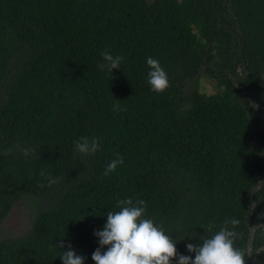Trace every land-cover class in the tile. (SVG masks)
<instances>
[{
	"label": "trees",
	"instance_id": "trees-1",
	"mask_svg": "<svg viewBox=\"0 0 264 264\" xmlns=\"http://www.w3.org/2000/svg\"><path fill=\"white\" fill-rule=\"evenodd\" d=\"M105 48L124 57L111 73ZM81 136L100 150L74 154ZM17 142L38 157L4 155ZM127 198L193 259L202 225L236 219L235 246L264 264V0H0V223L20 200L33 210L23 236L0 239V264H62L61 240L94 264L93 233Z\"/></svg>",
	"mask_w": 264,
	"mask_h": 264
},
{
	"label": "clouds",
	"instance_id": "clouds-1",
	"mask_svg": "<svg viewBox=\"0 0 264 264\" xmlns=\"http://www.w3.org/2000/svg\"><path fill=\"white\" fill-rule=\"evenodd\" d=\"M99 55L102 62L98 67L108 73L120 68L124 60L121 55L113 56L107 48ZM146 63L150 69L147 73L150 90L154 93H163L170 87L167 72L157 59L148 57ZM118 107L117 104L113 105L114 110ZM100 147L99 138L81 136L74 141V154L94 155ZM14 150L19 151L25 159L30 156L38 157L35 148L23 147L19 142L8 148L4 155H11ZM123 162V157L117 155L107 164L103 175L107 177L115 172ZM39 175L47 180L49 187L60 181V177L54 178L44 169ZM116 208L118 211L107 212L106 223L100 231L93 233L98 238L99 244L91 256L94 264H172L173 260L176 264H247L244 251L235 246L239 236L234 230L239 224L236 219H226L215 232H213L215 228L213 223L202 225L204 232L212 235L202 237L200 244H186L187 252L194 253L193 259L190 255L179 254L175 238L165 231L162 224H157L153 219L146 217L147 204L143 199H137L135 202L132 198L118 199ZM189 239L193 238L189 237ZM55 247L67 248L58 255L62 264H84L85 257L77 255L70 244L65 245L61 240ZM104 248L107 250L102 251Z\"/></svg>",
	"mask_w": 264,
	"mask_h": 264
},
{
	"label": "rangeland",
	"instance_id": "rangeland-1",
	"mask_svg": "<svg viewBox=\"0 0 264 264\" xmlns=\"http://www.w3.org/2000/svg\"><path fill=\"white\" fill-rule=\"evenodd\" d=\"M199 89L205 93H212L216 90V87L211 79L201 77ZM31 208L32 206L29 207L25 200H20L14 204L0 223V239L23 236L30 225V218L33 214Z\"/></svg>",
	"mask_w": 264,
	"mask_h": 264
},
{
	"label": "water",
	"instance_id": "water-1",
	"mask_svg": "<svg viewBox=\"0 0 264 264\" xmlns=\"http://www.w3.org/2000/svg\"><path fill=\"white\" fill-rule=\"evenodd\" d=\"M238 43H240V38H239V37H238ZM240 57H241V61H242V63H243V67L246 68V64H245V62L243 61V57H242V54H241V49H240ZM253 99H255V98L253 97ZM255 107L258 109V106H257V105H255ZM253 229H254V228H253ZM253 229H251L250 231L252 232Z\"/></svg>",
	"mask_w": 264,
	"mask_h": 264
}]
</instances>
